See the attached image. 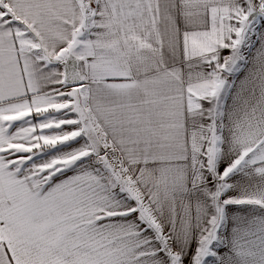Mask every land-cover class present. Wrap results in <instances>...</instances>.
Masks as SVG:
<instances>
[{"label":"snow or ice","instance_id":"6c2138e0","mask_svg":"<svg viewBox=\"0 0 264 264\" xmlns=\"http://www.w3.org/2000/svg\"><path fill=\"white\" fill-rule=\"evenodd\" d=\"M0 264H264V0H0Z\"/></svg>","mask_w":264,"mask_h":264}]
</instances>
